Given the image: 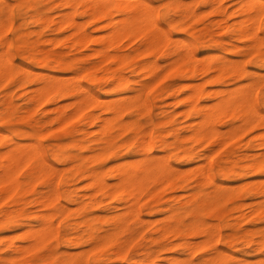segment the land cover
<instances>
[{
	"label": "bare ground",
	"instance_id": "6f19581e",
	"mask_svg": "<svg viewBox=\"0 0 264 264\" xmlns=\"http://www.w3.org/2000/svg\"><path fill=\"white\" fill-rule=\"evenodd\" d=\"M10 1L13 2V0ZM62 1L63 4H66L69 7V10L60 14V18L57 21L58 27H62L66 23L67 26L74 27V40L75 42L80 43V46L81 44H86L88 42H94L99 45V47H96L94 50L99 56V61L85 67L84 69L87 80L91 84L98 86L110 84V87L107 90L118 95L110 99L100 98L90 85H84L79 80H76V83L72 85L65 86L64 83L67 82V80L63 79L62 76L64 75L59 76L50 72L42 73L34 71L24 65L19 66L24 74L23 77L20 76L22 78L20 79V84H23L24 80L28 78L31 80L37 79L39 81L38 86L31 89L30 95L28 96L29 101H37L39 104H43L48 101L52 95H63L68 93L75 94L79 97L77 100L76 98L75 101L73 100L74 110H77H75L76 112L74 114H69L64 107L59 109L58 105V112L55 111L54 116H46L47 118L44 120V123L49 121L67 123L72 116L84 111L86 107L94 102L102 103L104 112H107L109 115L103 116L102 114H93L90 112L86 115V118L90 123L96 121L100 122L99 133L101 134V143L98 146V151L90 155H82L78 152H72L63 144H56L52 150L53 160H50L46 155L44 146L40 143L38 138L35 137L33 132L28 130L24 131L20 138L12 139L5 145V148L2 149L1 141L6 135V132L0 130L1 197L7 198L12 195H17V201L25 199L26 192L33 189V181L35 179L49 176L53 177L55 182L63 181L66 187L60 192L57 187H55L54 183L55 188L51 192L37 195L36 199L41 206L44 208L50 207L56 202H61V199L73 201L76 204V207L74 208L75 219L72 220L66 218L65 230L61 236V230L59 232V226L54 221V216L58 211L61 215H64L65 212H67L68 207L63 203L57 207V212L56 210L54 211L51 209L46 211L38 210L34 216L39 220V224L37 226L31 225L25 230L26 238L29 240V243H19L18 245H15L12 250L18 254H22L34 251L50 240H55L56 244H54L50 251L45 255L40 257H25L22 261H16L14 264H70L73 261H77L79 264H85L87 263V256L90 251L98 250L101 246L112 241L116 243V247L112 254L114 256L123 257L129 254V244L133 239L134 233H142L146 224L153 221H157L158 224L155 229H153L150 239L152 242L161 240L164 242V246L160 247V249L149 248V250L144 252L143 257L135 258L133 260L135 264H161L157 263L160 256V250L165 249L168 251L176 246L184 247L187 252L184 256L174 254L168 256V264H193V262L194 264H232V262H235V264H257L256 261H251V259L247 260L248 258L245 259L246 257L244 258V256L241 257L236 255L234 247L240 241L246 244L256 243L255 248L262 250V248H264V232L261 233L259 239L255 238L248 231L239 235L228 234L223 236L219 223L221 218L219 221H208L205 218V214L208 211L219 208L233 193L230 187L231 185H227L223 181H217L214 174L218 173L221 176H227L231 171V166L236 165L238 160L234 157L232 158L231 155H228L229 153L218 158L214 162L215 167H213L210 156L204 157L203 160L195 165L196 179L194 190L188 194L187 199H179L180 195L172 194L168 198L166 197L167 200L164 202L162 201L163 203H160L158 206H156L158 203H147L146 209L149 213L154 211L164 212L163 216L161 215L160 217L159 215L160 218L156 217L157 219L154 218V220L153 218L151 220L144 218L142 214L143 211L141 210V202L143 197H145V199L150 198L154 196L159 189H173L175 187L176 181L179 179L178 177L183 174L184 170H181L175 165L174 160L180 159L183 161H190L195 157V152L193 150L194 146L187 145L185 143L186 139H190L194 142V145L195 143H200L201 145L203 142L207 141L209 144L218 143L222 146L226 143L227 139L235 137L240 132L245 131L244 129L254 128V126L264 120V113H261L258 108L254 109L253 107L255 90L260 84L264 83V80L260 79L262 76H259L250 83H247L249 81H244L247 84H242V82L233 87L225 86L209 90L206 92V96L217 97V99H215L216 102H211L212 104L208 101L209 104L202 102V96L206 88L205 84L208 81L219 83L221 82V78L226 75L240 78L248 73L247 69L249 67L246 68L243 60L232 59L233 57L208 61L205 63L203 62L205 58L197 57L192 42L180 41L182 42L178 43L180 45L165 53L166 57H171V61L169 62L170 69L178 67V70L181 73H185L189 77L204 74L210 70L214 71V74L211 75L208 80L202 81V83L201 81H199L198 84L185 83V86L191 91L186 94V97L184 96L186 107L183 112L186 116L192 117V120L186 124L187 128L191 130V133L186 136H181V132L178 128L174 127L172 130H169V134L174 136V138L170 140L162 131L154 132L151 126H147L138 119L125 120L124 118L126 111L135 108L143 109L146 112L149 111V101L144 93V87H148L152 82L154 83V81L152 79V82L149 85H147V81H143L141 82L140 87L135 88L133 85L135 82L134 79L126 74L122 67L129 65V71L133 74H138L139 76L157 77L158 71L161 68V64L157 59L158 57L142 59L141 56L152 54L158 50H164L172 38L168 29L163 30L159 25L152 22V16L154 15L153 9L159 12L158 6L152 5L151 7H147L148 0ZM215 1L219 2L221 0ZM190 3L191 2L188 3V0L185 3L180 0L173 1L172 4L174 5L171 9H176L179 12H177L180 15L178 19L169 14L170 9L161 14H165L168 17L166 20L167 23L175 24L176 22L179 27H183L181 22L183 19L182 17H188L191 16L190 14H195L194 9L189 6ZM5 5H7V10H5ZM80 7L82 8L81 10H79ZM11 9L10 3H6V1L0 3V27L3 26L8 29L11 26ZM215 11L217 13L225 12V6L218 5ZM199 12L200 10L198 11V15ZM235 13H239L241 17L233 22L231 20L232 23L227 25L228 31H230L235 37L244 39V41H247L248 44L252 46L262 44L264 42V36H260L257 31L262 26L260 17L264 15V8L261 7L260 0H240L237 8L231 11L230 15ZM76 14L89 15L90 18L95 21L108 19V22L113 19L116 14L120 15V17L114 21L111 30L105 33V35L103 32H100L104 36L94 37L90 32L85 33L81 31L82 25L77 21ZM37 20H40L41 22H51L53 21V17L44 14L42 16H37ZM3 27L2 29L0 28V30L3 31ZM101 27H105L104 23ZM197 28H199V26ZM212 32L214 33V31ZM1 34L0 31V35ZM136 36H141V42L132 51L121 52L117 49L114 52L110 51L111 47H115L123 38ZM0 43L4 44L5 47H9L8 40L5 42V39L3 40L0 38ZM227 48L228 47H226V49ZM175 54H177L176 57H174ZM201 56L203 57L204 55ZM236 57H238V55ZM34 59L40 65L50 63L49 57H41L38 53L35 55ZM185 59H190L192 62L181 68L179 62H182ZM52 60L57 65H67L61 58L54 57ZM258 60L264 65V52L259 55ZM108 63H114L116 66H110ZM99 67L106 69L108 74L104 77H97L98 75H95V69ZM17 70L14 60L9 55L7 48L6 50L1 51L0 80H9L14 76ZM162 72L164 73L165 71ZM159 76L156 80H159ZM60 77L62 78L61 80ZM70 78L68 76L67 79L72 80L71 76ZM127 87L135 89L136 92L120 95V93L124 92ZM169 90L171 93H174V85H172ZM40 112L41 111H39V113ZM226 118H233L234 120L239 119L240 123L223 131L221 130L219 123L222 119ZM88 120L86 122H88ZM170 120L171 119H167L165 122H170ZM116 131H119L120 135L128 131L132 132L131 136L123 140V144H126L127 146L135 145L137 152L136 155L132 158L117 161L108 167H94L93 163L95 161H102L108 155L114 153V140L118 136L117 133H115ZM251 139L252 142L256 141L258 147L264 148V132L260 131V133H254V136L251 137ZM75 144L78 146L82 145L81 143ZM155 149H159L163 153H155ZM197 156H199V154ZM241 160L244 161L236 165L238 167L233 169V173L241 174L245 169L259 172L261 171V168L264 167V152L256 153L255 151V153H243ZM23 167H26L27 169L25 187H22V181L20 179V170ZM186 168L188 169V167ZM68 170L70 174L63 176V172ZM76 174L87 179L85 185L88 190L81 193V195H74L73 190L69 188L73 175ZM263 178L261 180H263ZM238 184L240 185L241 183ZM252 192L264 194V182L257 184ZM104 198L119 202L124 209L123 211L116 212L109 217V221L112 224L111 228H109L104 234H100L95 227V219L98 215L91 216L89 210L90 207L101 204L104 201ZM149 200L152 201L151 198ZM17 204H19V202ZM99 208L97 207V209ZM17 209L20 213H24L25 211L23 207H18ZM17 209L6 210L0 218L2 224L15 222L17 220V218H15L17 216ZM260 209L262 208L257 209L259 211L258 215L262 216L261 214L264 211H262L263 209ZM243 215L242 211V214L238 215V217ZM188 217H190V219H188ZM130 220L136 222L135 232L130 230ZM80 226L82 227L81 229H79ZM71 228L76 230L74 234L67 230ZM125 231H129V238L121 240L120 234ZM193 233L201 234L202 239L200 238V240L196 242L189 240L188 236ZM5 235V240L8 241L7 233H5ZM176 237H181L183 240L173 241L174 238L175 240L177 239ZM59 239L66 244L78 245L82 241H88L91 247L89 246L88 249L81 251L80 253L83 255L77 257L75 253H72L68 249L69 252L59 251ZM220 243L225 244L226 248H222ZM207 249H211L208 255H203L198 261L194 260L195 254ZM0 260V264H10L9 261L13 260V257L10 256L5 258L0 256Z\"/></svg>",
	"mask_w": 264,
	"mask_h": 264
},
{
	"label": "rangeland",
	"instance_id": "374dc122",
	"mask_svg": "<svg viewBox=\"0 0 264 264\" xmlns=\"http://www.w3.org/2000/svg\"><path fill=\"white\" fill-rule=\"evenodd\" d=\"M4 1H6V3L11 4V26L8 29L2 26L4 32L0 30L2 33L0 35V38L4 40L5 34L8 33L9 30H11V33L13 32L11 35L13 39L11 36L8 39L9 45H11L10 48L5 47L4 44L0 43V54L1 51L6 50L7 48L8 53L14 60V63L18 70L14 74V76L11 77L9 80H0V130L6 132V135L2 138L1 141V148H5V145L9 143L12 139L20 138L23 135L24 131L28 130L33 132L35 137H37L40 143L44 146L46 150V155L50 160H53L52 150L56 144H63L68 150L72 152L81 153L82 155H90L96 153L98 151V146L101 143V134L99 133L100 122L96 121L94 123H90L89 120L86 118V115L88 112L93 114H102L103 116L109 115L107 112H104L103 104L96 102L92 103L91 105L86 107L85 110L83 109L84 111H81L79 114L72 116V118L68 120L67 123L59 122V124L58 121H49L44 123V120L47 118L46 116H54L55 111L58 112V110L62 109L63 107L66 108V111L69 114H74L77 110H74L73 102L75 101V98L77 100L79 97L75 94L68 93L63 95H52L49 100L43 104H39L37 101H29L28 96L30 95L31 89H33V87H37L39 81L37 79L31 80L28 78L24 80L23 84H20V79H22L20 76L23 77L24 74L23 71L19 68V66L24 65L34 71L42 73L50 72L59 76L64 75L62 76L63 79L67 80V82L65 83L63 81L65 86L72 85L76 83V80H79L84 85H90L100 96V98L110 99L118 95L113 94L110 90H107L110 87V84H103L100 86L91 84L87 80L86 72L84 71L85 67L99 61V56L94 51L96 47H99V45L94 42H88L86 44H81L80 46V43H77L74 40V27L69 25L67 26V23L64 24L62 27H58L57 21L60 18V14L65 13L69 10V7L66 4H63L62 0H13V2L10 0H1L0 3H4ZM173 1L178 0H158L155 5L158 6L160 13L170 9L169 14L173 17H177L178 19L180 17V15L178 14L179 12L176 9H171L174 5L172 4ZM180 1L185 3L187 0ZM239 1L240 0H221L219 2L215 0H188V3L191 2L189 6L194 9L196 15L190 14L191 16L182 17L183 19L181 22L183 27H179L178 23L176 22L175 24H169L166 22L168 25L167 29L169 30L172 37L168 45L165 47L164 50H158L152 54H145L141 56L142 59L158 57L157 59L161 64V68L159 69L160 72L158 71V76L160 74L159 80H156L158 76H139L138 74H133L129 71V65L122 67L123 71L134 79L135 82L133 85L135 86V88L140 87L141 82L143 81H147V85L151 84L152 79L154 81V83L152 82V84L148 87H144V93L149 101V111L146 112L143 109L137 108L130 111H126V115L124 114L125 120L138 119L140 122L146 124L147 126H151L154 132L162 131L167 135L168 139L170 140H172L174 136L169 134V130H172L174 127L178 128V130L181 132V136H186L191 133V130L187 128L186 124L187 122H190L192 120V117L186 116L183 112L186 107V94L191 91L187 86H185V83L198 84L199 81H201L202 83V81L208 80L210 76L214 74V71L210 70L209 72H206L204 74H198L194 77H189L185 73H181L178 70V67H173L172 69H170L169 62L171 61V57H166L165 53L171 49H174L176 46L180 45L178 43H182L183 41L192 42L197 57L205 58L203 61L205 63L208 61L221 60L227 57H233L232 59L243 60L246 68L249 67L247 69L248 73L240 78H235L231 75H226L221 78V82L219 83L208 81L205 84L206 88L202 96V102H216L215 99H217V97L206 96V92H208L209 90L225 86L233 87L234 85H239V83L241 84L242 82V84H247L257 79L259 76H264V71H262V69H264V65L258 60L259 55L264 52V47H262V45H264V42L260 45L252 46L248 44L247 41H244V39L235 37L227 29L228 24L241 17L239 13L230 15V12L237 8ZM218 5L223 7L225 6L226 11L222 13H217L215 9ZM81 9L82 8L80 7L79 10ZM199 10L200 12L198 15ZM44 14L52 16L53 21L41 22L40 20H37V16H42ZM119 17L120 15L116 14L114 18L109 20L108 22V19H101L99 21H95L91 19L89 15L76 14L77 21L82 25L81 31L85 33L90 32V34H92L94 37L104 36L105 33L111 30L112 24L114 23V21L119 19ZM103 23L105 27H101ZM198 26L199 28H197ZM2 27L0 28L2 29ZM212 31H214V33ZM100 32H103L104 35ZM140 42L141 36L126 37L123 38L120 42H118L115 47H111L112 50L110 49V51L114 52L116 51V49L121 52L132 51L136 46L140 44ZM226 47H228L229 49L227 48V50ZM37 53L41 55V57H49L50 63L48 62L49 64L46 65L38 64L34 59ZM201 55L204 56L202 57ZM237 55L238 57H236ZM176 56L177 54L174 55V57ZM54 57L61 58L66 62L67 65H57L52 60V58ZM249 58L251 61L249 60ZM190 62H192V60L185 59L179 63L181 65V68H183L186 65L190 64ZM108 64L113 67L116 66L114 63ZM162 71L165 72L163 73ZM107 74L108 71L106 69H103L101 67L95 69V75H98L97 77H104ZM68 76L69 78L71 76L72 80H70L71 78L67 79ZM249 77H251V79H249ZM61 79L62 78L60 77V80ZM16 80L19 83H17ZM244 81L249 82L245 83ZM172 85H174V93H171L169 90ZM260 86L261 84L259 85V87ZM135 92V89L127 87L125 88L124 92L120 93V95ZM39 111L41 112L39 113ZM167 119H171L172 121L170 120V122H165ZM87 120L88 122H86ZM238 123H240L239 119L234 120L233 118H226L222 119L219 124L221 130L226 131L227 129H230ZM262 129H264V120L254 126V128L244 129L245 131L240 132L235 137L227 139L226 143L222 146H220V144L218 143L209 144L207 141L203 142L201 145L200 143H195L194 145V142H192L190 139H186L185 143L187 145H191L192 147L194 146V159L190 161H183L180 159H177L178 161L174 160V164L177 165L181 170H184L183 174L178 177L179 179H177L175 187L173 189H159L156 194H154V196L150 197L152 201L149 200L150 198L145 199V197H143L141 202V210L143 211V217L149 220L153 218L154 220V218H160L161 215L163 216L164 214V212L161 211H154L152 213H149L146 209L147 203H158L156 205L158 206L160 205V203H163L165 200H167V198L172 194L180 195L179 199H187L188 194L194 190V184L196 179L195 165H197L201 160H203L204 157L210 156L213 163V167H215L214 162L221 156H224L228 153V155H231L232 158L234 157L238 160L236 163V165H238L244 161L241 160L243 153H255V151L256 153L264 152V148L258 147L256 145V141L252 142L251 139V137L254 136V133L257 134V132L260 133V131L264 132V130ZM115 133H117L118 136L114 140V153L108 155L102 161H95L93 163L94 167H108L117 161L132 158L136 155L137 152L135 145L127 146L126 144H123V140L131 136L132 132L128 131L121 135L119 134V131H116ZM75 143H81L82 145L78 146ZM155 153L160 154L163 152L159 149H155ZM198 154L199 156H197ZM236 165L231 166V171L227 176H221L218 173H214L217 181H223L225 184L231 185L230 187L233 193L228 198V200L225 201L219 208L208 211L205 214V218L208 221H219V219L221 218L219 223L223 236L228 234L239 235L248 231L255 238L259 239L261 237V233L264 232V212L261 214L262 216H260L258 215L259 211L257 209L262 208L263 210H260L264 211V194L255 192L253 193L252 190L257 184H260V182H264V172H253L249 169H245L241 174H235L233 173V169L238 167ZM186 167H188V169ZM26 170V167H23L20 170V179L22 181V187H25V182L27 180ZM67 174H70L69 170L63 172V176ZM262 178L263 180H261ZM86 182V178L77 174L73 175V179L70 182L69 188L73 190L74 195H81V193H84L88 190L85 185ZM54 183L55 187H57L60 192L66 187L63 181L55 182L53 177L47 176L35 179L33 181V189H30V191L26 192L25 199L17 201V195H12L7 198H3L0 196V218L6 210L17 209L18 207H23L25 209L24 213H20L17 209V216L15 217L17 218V220L15 222L2 224V222L0 221V256H3L5 258L12 256L13 260L9 261L10 264H14V262L16 261H22L25 257H40L42 255H45L50 251L51 247L56 244L55 240H50L49 242L42 244L34 251L22 254H18L12 250L13 247L15 245H18L19 243H29V240L26 238L25 230H27L31 225L37 226L39 224V220L34 216V214L38 210L46 211L48 209H51L54 211L56 210L57 212V207H59L60 204L63 203L66 207L69 208H67V212H65L64 215H61L58 211L54 216V221L59 226V232L61 230L60 236L65 230L66 218L72 220L75 219L74 208L76 207V204L73 201L61 199V202H56L52 206L47 208L41 206V204L37 201V195L45 192H51L55 188ZM238 183L241 184L239 185ZM246 195H248L249 197ZM18 202L19 204H17ZM97 207L101 208L97 209ZM123 209V206L119 204V202L112 201L108 198H104V201L101 204L94 207H90L89 214L91 216L98 215V217L95 219V227L97 229V232L100 234H104L109 228H111L112 224L109 221V217L116 212L123 211ZM242 211L244 215L238 217V215L242 214ZM188 219H190V217H188ZM157 224V221L150 222L146 224L145 229L142 233H137L135 232L136 222L134 220H130V230H133V232L135 233L133 239L129 244V254L126 255L127 257L114 256L112 254L116 247V243L112 241L101 246V248H99L98 250L90 251L87 256V263L85 264H135L133 260L135 258L143 257L144 252L149 250V248L160 249V247L164 246V242H162L161 240L152 242L150 239V235ZM81 228L82 227L80 226L79 229ZM67 230H69L70 233L73 234L76 232V230L73 228ZM5 233H7L8 241L5 240ZM129 234V231L122 232L120 234V239L125 240L129 238ZM176 238V240L175 238L174 240H172H183V238L181 237ZM188 238L189 240L196 242L199 241L200 238L202 239V235L199 233H193L189 235ZM60 240L61 239H59L58 244L59 251H71L72 253H75L77 257L83 255L82 253H80L81 251L88 249L89 246L91 247L88 241H82L78 245L66 244L62 240V242ZM255 245L256 243L246 244L244 242L239 241L238 244L234 247V252L238 256H244V258L246 257L245 259L248 258L247 260L251 259V261H256L257 264H264V248H262V250L256 249ZM220 246L222 248H226V245L223 243H220ZM210 251L211 249L199 251L197 254H195L194 260H200L204 252L209 253ZM186 252V249L182 246H176L175 248L170 249L168 251L162 249L159 252L160 256L157 260V263L168 264V256L172 254L184 256ZM197 257H199L198 260ZM126 258L127 260H129L127 261ZM70 264L79 263L77 261H73Z\"/></svg>",
	"mask_w": 264,
	"mask_h": 264
},
{
	"label": "snow or ice",
	"instance_id": "6c2138e0",
	"mask_svg": "<svg viewBox=\"0 0 264 264\" xmlns=\"http://www.w3.org/2000/svg\"><path fill=\"white\" fill-rule=\"evenodd\" d=\"M157 2L158 0H148L147 7H151L152 5H155ZM260 4H261V7L264 8V0H260ZM137 7H140V6H137ZM5 10H7V5H5ZM153 11H154V15L152 16V22L154 24L159 25L161 29L166 30L168 27L166 23V20L168 19V17L165 14H161L160 12L155 11L154 9ZM260 19L262 22V26L257 31L260 36H264V15H262ZM11 35H12L11 30H9V32L6 33L4 36L5 42H7V40L9 39ZM9 47H11V45H9ZM262 47H264V45H262ZM262 71H264V69H262ZM249 79H251V77H249ZM260 79L264 80V76H262ZM254 96H255V99L253 100L254 109L258 108L261 113H264V84H261V86L255 90ZM261 171L264 172V167L261 168ZM208 254L209 253L207 252L203 253V255H208ZM198 259L199 257H197V260ZM232 264H235V262H232Z\"/></svg>",
	"mask_w": 264,
	"mask_h": 264
}]
</instances>
